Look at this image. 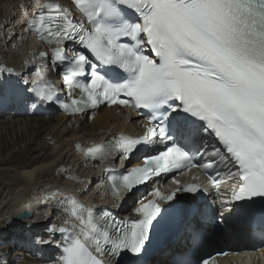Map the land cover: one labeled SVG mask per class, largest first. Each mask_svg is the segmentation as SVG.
<instances>
[{"label": "snow or ice", "instance_id": "obj_1", "mask_svg": "<svg viewBox=\"0 0 264 264\" xmlns=\"http://www.w3.org/2000/svg\"><path fill=\"white\" fill-rule=\"evenodd\" d=\"M36 3L23 26L50 53L35 57L38 82L17 77L16 96L36 110L58 104L69 116L101 106L137 110L147 121L143 134L76 148L85 161L121 164L148 149L124 172L105 167L114 198L168 174L174 185L168 192L152 188L133 220H118L110 210L97 214L64 195L57 203L78 223L66 220L70 227L56 229L63 234L59 264H145L155 231L173 213L186 227L185 252L172 264H216L212 255L190 258L208 237L192 226L202 209L184 207L180 194L195 200L215 189L222 211L214 219L223 224L249 221L258 205L264 208V0H71L74 9L56 0ZM57 69L66 100L47 79ZM4 72L13 69L0 67ZM192 169L205 173L206 185L175 178ZM258 235L264 242V224ZM0 264L8 262L0 257Z\"/></svg>", "mask_w": 264, "mask_h": 264}, {"label": "bare ground", "instance_id": "obj_2", "mask_svg": "<svg viewBox=\"0 0 264 264\" xmlns=\"http://www.w3.org/2000/svg\"><path fill=\"white\" fill-rule=\"evenodd\" d=\"M35 5L36 0H0V67L13 69V74L4 72L8 77L31 71L33 65L40 64L35 59L39 48L33 46L21 21ZM13 111L11 116L7 112L0 114V119L9 117L0 122V257L8 264H53L55 255L47 253L43 257L35 250L40 248L42 237H48L45 235L51 223L48 207L57 211L54 198L66 193L84 199V195L92 192L89 197L102 204L95 193L100 171L84 160L83 151L76 144L83 148L92 142L108 140L122 129L133 134L143 130L133 120L127 123L121 113L109 109L92 114L90 126L86 116L28 117L20 108ZM12 165L20 170L9 168ZM23 208L33 212L34 217L16 220L15 214ZM14 224L21 227L14 230ZM12 245L31 253L25 258L21 257L23 253L5 255ZM43 251L51 250L43 248Z\"/></svg>", "mask_w": 264, "mask_h": 264}, {"label": "rangeland", "instance_id": "obj_3", "mask_svg": "<svg viewBox=\"0 0 264 264\" xmlns=\"http://www.w3.org/2000/svg\"><path fill=\"white\" fill-rule=\"evenodd\" d=\"M14 114V111L12 112V114L11 115H13ZM10 115V116H11ZM43 117V116H42ZM13 118H15V117H13ZM41 118V117H40ZM39 117L37 118V119H40ZM43 118H45V117H43ZM7 119H9V118H5V120H7ZM20 119H28V121H29V119L30 118H20ZM4 119H0V122L1 121H5ZM90 124H91V122L89 123V124H87L88 126H90ZM9 168H11V169H14V170H16V171H19L20 169H19V166H16V165H12V166H9ZM23 197V196H22ZM21 226L20 225H18V224H14L13 226H12V229H14V230H17V229H19ZM30 228V227H29ZM28 228V229H29ZM43 241V240H42ZM0 246H2V245H0ZM9 249H11V250H6V253H5V255H7V256H11V254L12 253H15V254H18V253H23L22 255H21V257H23V258H25L26 256H24V255H28V253H31L30 251H27V250H23V249H21L20 248V246H17V245H12ZM9 253H11V254H9Z\"/></svg>", "mask_w": 264, "mask_h": 264}, {"label": "water", "instance_id": "obj_4", "mask_svg": "<svg viewBox=\"0 0 264 264\" xmlns=\"http://www.w3.org/2000/svg\"><path fill=\"white\" fill-rule=\"evenodd\" d=\"M31 216H32V214L29 211H27V212H24L23 214L17 215L15 219L18 221H22L23 219L29 218Z\"/></svg>", "mask_w": 264, "mask_h": 264}]
</instances>
